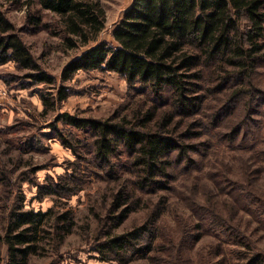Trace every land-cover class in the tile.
Segmentation results:
<instances>
[{"label":"trees","instance_id":"trees-1","mask_svg":"<svg viewBox=\"0 0 264 264\" xmlns=\"http://www.w3.org/2000/svg\"><path fill=\"white\" fill-rule=\"evenodd\" d=\"M7 1L24 17L17 26L0 2V65L25 70L23 88L41 85L39 115H53L49 128L74 159L39 183L40 164L29 157L18 172L21 159L3 155L21 154L33 132L22 141L16 125L0 128V264L60 258L78 231L81 246L115 264H193L206 236L197 264H264L250 230L264 233V0H132L111 41L99 38L102 0ZM41 29L78 52L59 82L24 39ZM79 70L118 73L128 102L106 117L62 111ZM25 182L50 198L47 209L25 207ZM82 191L78 213L69 201Z\"/></svg>","mask_w":264,"mask_h":264},{"label":"rangeland","instance_id":"rangeland-1","mask_svg":"<svg viewBox=\"0 0 264 264\" xmlns=\"http://www.w3.org/2000/svg\"><path fill=\"white\" fill-rule=\"evenodd\" d=\"M132 0H102V4L106 10L105 29L100 34L101 40L111 41L112 29L115 24L121 19L125 9L130 5ZM2 9L6 11L9 19L20 26L23 23L24 10L11 5L7 0H0ZM48 16V17H47ZM49 15H44V20H50ZM53 22V21H52ZM25 41L31 46L35 56L40 57L42 66L52 75H55L59 82L60 72L64 65L70 61L78 52L75 50H65L61 44V37L49 33L48 29L29 32L24 34ZM26 71L18 69L13 62L0 65V86L6 87L9 91V102L5 104L4 109H0V128L16 125L19 128L17 134L22 141L24 136L33 132V137L29 138L23 144L24 151L20 154L17 151H4L6 144L0 141V152L6 158H20L18 172L26 169L27 159L31 157L32 162L40 164V168L35 173L37 182L42 183L46 176L63 174L66 171L68 160L74 159V155L69 148L64 147L60 140L49 128V122L53 120V115L48 119L40 117L39 113L42 110V102L38 96V90L41 85H32L28 88H23L20 85L23 81L29 82L26 78H20ZM17 76L15 81L5 84V78ZM66 84L72 89V93L62 103L61 110L69 112H79L85 115L95 117L108 116L116 106L126 104L131 95L127 83L123 77L113 71L91 70L88 72L77 71L70 81ZM33 123L29 126L28 123ZM23 124L25 126H23ZM29 150V151H28ZM238 153H228V159L235 165H239ZM25 193V207L35 209H47L51 205L50 198L39 200L36 198L37 188L30 183H23ZM89 195V194H88ZM78 208V213L83 210L87 211V194L81 193L72 197L69 201ZM179 204V203H178ZM185 210V209H184ZM186 211V210H185ZM247 216H245V219ZM166 219L170 224H174L172 213H166ZM255 225V224H254ZM253 231L254 238L260 246L264 248V233L262 230ZM79 232V231H78ZM74 232L70 235L62 245V257L58 258L54 255H47L37 259V264H115L114 262L100 261L96 257V253L90 248L80 245V234ZM211 237H204V241L200 242L197 247L191 250L193 264H197L200 251L206 250L207 246L201 244L210 243Z\"/></svg>","mask_w":264,"mask_h":264},{"label":"built area","instance_id":"built-area-1","mask_svg":"<svg viewBox=\"0 0 264 264\" xmlns=\"http://www.w3.org/2000/svg\"><path fill=\"white\" fill-rule=\"evenodd\" d=\"M9 91L4 86H0V108L4 109L3 107L5 104L9 102Z\"/></svg>","mask_w":264,"mask_h":264}]
</instances>
